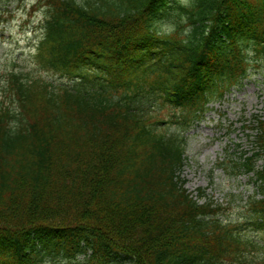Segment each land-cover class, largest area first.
I'll list each match as a JSON object with an SVG mask.
<instances>
[{
    "label": "trees",
    "instance_id": "16d2710c",
    "mask_svg": "<svg viewBox=\"0 0 264 264\" xmlns=\"http://www.w3.org/2000/svg\"><path fill=\"white\" fill-rule=\"evenodd\" d=\"M39 1L36 73L0 80V264H264L148 123L168 108L186 124L264 66V0ZM256 127L237 168L264 156ZM247 207L264 230V197Z\"/></svg>",
    "mask_w": 264,
    "mask_h": 264
},
{
    "label": "rangeland",
    "instance_id": "374dc122",
    "mask_svg": "<svg viewBox=\"0 0 264 264\" xmlns=\"http://www.w3.org/2000/svg\"><path fill=\"white\" fill-rule=\"evenodd\" d=\"M33 1L0 2V10L13 8L15 11L13 19L0 23V71L6 67L7 58L19 61L24 67L30 65L28 48L35 38L33 26L40 16L28 11ZM29 13L32 16L28 17ZM26 18L28 21H24ZM62 80L67 81L58 78V82ZM168 114L167 109L160 111V116ZM254 115H264V76L252 67L251 75L231 88L221 101L213 102L202 119L183 133L179 131L185 148L181 176L194 197H197L198 188L205 190L199 202L212 199L227 206L225 217L233 219L244 235L264 242V232L250 224L245 204L247 196L256 190L248 176L251 174L234 176L231 172L232 161L254 149L253 132L244 127V124L253 123Z\"/></svg>",
    "mask_w": 264,
    "mask_h": 264
}]
</instances>
